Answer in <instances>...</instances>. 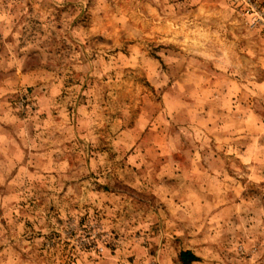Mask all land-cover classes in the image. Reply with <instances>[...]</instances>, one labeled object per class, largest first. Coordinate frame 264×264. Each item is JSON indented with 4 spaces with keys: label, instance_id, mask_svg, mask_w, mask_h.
Returning <instances> with one entry per match:
<instances>
[{
    "label": "rangeland",
    "instance_id": "obj_1",
    "mask_svg": "<svg viewBox=\"0 0 264 264\" xmlns=\"http://www.w3.org/2000/svg\"><path fill=\"white\" fill-rule=\"evenodd\" d=\"M181 251L264 264V0H0V264Z\"/></svg>",
    "mask_w": 264,
    "mask_h": 264
},
{
    "label": "trees",
    "instance_id": "obj_2",
    "mask_svg": "<svg viewBox=\"0 0 264 264\" xmlns=\"http://www.w3.org/2000/svg\"><path fill=\"white\" fill-rule=\"evenodd\" d=\"M198 260V257H196L191 251H181L179 254V261L182 264H192L193 262H197Z\"/></svg>",
    "mask_w": 264,
    "mask_h": 264
},
{
    "label": "built area",
    "instance_id": "obj_3",
    "mask_svg": "<svg viewBox=\"0 0 264 264\" xmlns=\"http://www.w3.org/2000/svg\"><path fill=\"white\" fill-rule=\"evenodd\" d=\"M255 21L253 20V23H254Z\"/></svg>",
    "mask_w": 264,
    "mask_h": 264
}]
</instances>
